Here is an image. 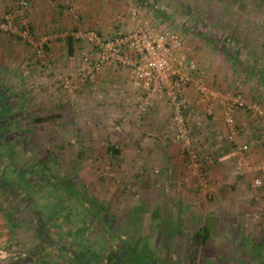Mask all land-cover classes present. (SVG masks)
<instances>
[{
  "label": "rangeland",
  "instance_id": "rangeland-1",
  "mask_svg": "<svg viewBox=\"0 0 264 264\" xmlns=\"http://www.w3.org/2000/svg\"><path fill=\"white\" fill-rule=\"evenodd\" d=\"M50 1L60 12L79 14L70 3ZM120 2L134 19L142 18L140 25L179 33L183 42L177 57L185 64L184 53L191 51L194 68L209 69L212 84L218 81L209 88L221 95L239 93L245 101L237 89L244 84L256 92L254 98L234 107L233 126L225 123L218 101L222 114L216 130L206 118L211 105L198 119V111L189 110L183 99L184 143L174 137L171 105L165 98L157 104V96L144 101V91L124 66L111 65L127 70L135 90L118 88L112 79L93 85L108 66L89 79L76 78V70L91 61L84 63L82 57L93 56L88 31L112 35L91 27H48L38 3L0 0V91L12 118L5 137L14 145L9 157L37 169L31 178L43 173L54 183L74 186L59 206L71 213L65 225L62 219L55 223L43 203L38 204L41 216L34 214L31 200L6 201L0 195V220L7 232L1 242L9 243L16 264H42L47 257L59 264H83L70 240L78 229L83 238L98 243L101 225L124 245L127 264L147 258L148 264H264V0ZM192 77L206 85L202 77ZM239 108L254 122L252 131L235 123ZM188 150L194 152L195 164ZM15 168L9 163L1 172L19 181ZM36 182L29 185L34 198L53 205L48 201L53 196ZM81 202L93 216L83 212ZM78 203L79 209L74 207ZM37 220L55 244L50 249L36 245ZM203 225L209 236L194 246L193 233ZM61 233L70 241L66 251L55 248L64 244Z\"/></svg>",
  "mask_w": 264,
  "mask_h": 264
},
{
  "label": "built area",
  "instance_id": "built-area-1",
  "mask_svg": "<svg viewBox=\"0 0 264 264\" xmlns=\"http://www.w3.org/2000/svg\"><path fill=\"white\" fill-rule=\"evenodd\" d=\"M87 36L91 40L93 56L82 57L84 63L91 61L88 67L80 66L76 70V78L89 79L104 66H124L144 91V101L151 96H160L171 105V118L175 125L174 137L184 143L188 142V135L181 106L186 85L191 84L200 99L211 98L219 101L223 107V119L229 126H233L234 107L245 103L239 93L218 94L214 89L193 79L192 75L184 70L185 66L193 69L194 63L190 61L186 65L182 64V58L177 57L176 51L182 46L183 37L176 31L138 24L108 37H101L93 30L88 31ZM90 57L92 59H89ZM63 81L64 79L62 83L65 86L67 80ZM240 147L245 148L246 144L243 143ZM188 153L191 163L195 164L194 152L188 150ZM240 163L238 158L237 165ZM254 183H259V180L255 178Z\"/></svg>",
  "mask_w": 264,
  "mask_h": 264
},
{
  "label": "crops",
  "instance_id": "crops-1",
  "mask_svg": "<svg viewBox=\"0 0 264 264\" xmlns=\"http://www.w3.org/2000/svg\"><path fill=\"white\" fill-rule=\"evenodd\" d=\"M30 1L32 4H35V2L38 3L36 4V7L41 12L42 22L46 23V26L48 27H59L63 24H67L70 27L76 26L82 29L86 27L96 28L103 35H113L119 31L129 30L132 27H134L133 25L142 24L140 22L142 18L139 17L134 19L131 16V12L127 10L126 4H121L120 1L122 0L119 1L115 0V4H112L111 0H55L56 2L62 3L59 4V6L64 5L63 3L65 4L70 3V5L73 6V8L76 7L77 12L79 14L75 16H72L65 12H60L57 6L58 4H52L50 0H30ZM31 12L33 13V9ZM133 12L134 11L132 10V14ZM54 47L55 45H53V48ZM184 55L186 56V58H188V61L185 63L186 65L188 62L192 61L191 57H193V55L192 52L188 50L186 51V53H184ZM116 66H108L104 70H102L98 75V79L95 82H93V85H98V84L100 85L101 83H105L107 82V80L112 79L117 81V84H119L118 88L125 86L130 90H135L136 87L134 88L133 85L129 82L130 75L128 74L127 70ZM217 69L220 70L221 65L217 67ZM184 70L193 76H198L199 78L202 77L205 81L204 83L208 87H212V85L216 86L215 84H218V81L216 80H214L213 82L215 84H212V78L208 76V73L210 72L208 71L209 69L206 70L204 73L202 69L199 70H197L196 68L191 69L185 66ZM115 74L117 75L115 76ZM124 74L126 76H125V80L123 81ZM233 85L236 84L233 83ZM237 89L243 91V96L245 97V101L247 102L252 97L254 98L253 95H255L256 93V92L254 93L253 90H251L250 88H248L247 85L244 84L239 85ZM158 98H163V97H155L154 99L157 100ZM183 99L185 103H187V106H189V110H194V112L198 111L199 114L198 119H202L203 117L202 115L205 113V111H207L208 105L209 106L211 105L212 114H208L206 116V118L209 117L208 119L211 122L210 128L216 130L220 127L221 125L220 115L222 114V109L219 105H217V101L215 99H211L209 101L207 99L204 101L203 99H200V97L198 98L197 93H195V90L190 84L185 86V89L183 91ZM158 100L155 101L157 104L160 103V101ZM234 113H235L234 119L237 125L240 123L241 126L245 127V132L248 130L249 131L253 130L254 122L249 118V116L247 115L245 116L243 109L239 108L235 110ZM238 128L241 127L239 126ZM6 237H7V232L6 230H3L0 220V264H16L18 258L14 257L13 254H10L9 243L3 245L5 242H1ZM57 247H59V245L58 246L56 245L55 248ZM52 259L53 258L47 257L46 259H42V260H49V264H59L58 261H53ZM31 261H33V258Z\"/></svg>",
  "mask_w": 264,
  "mask_h": 264
},
{
  "label": "flooded vegetation",
  "instance_id": "flooded-vegetation-1",
  "mask_svg": "<svg viewBox=\"0 0 264 264\" xmlns=\"http://www.w3.org/2000/svg\"><path fill=\"white\" fill-rule=\"evenodd\" d=\"M5 100L6 98L4 96V93L0 91V195L3 196L6 201L7 200L14 201L17 199V202H21V203H22V197H24V199L27 198V200L32 201L31 207L34 210V214L37 213L38 215L42 216L43 215L42 213L37 212L38 208L36 206L38 204L42 205V203L44 206L45 202H41L40 200L38 201L36 200V198H34V194L32 193L33 191H29L30 190L29 185L31 184V182H33V180H37L36 185L40 186L41 184L46 183L47 179L42 177L43 173H41V175L37 174L38 177L31 178L33 176H36L35 173H38V171L37 169L33 168V166H31L30 163L20 164V163L11 161L10 159L11 156L9 157L10 148H13L14 145L11 143L12 140L7 139L5 135L10 133L8 128L12 121V118L10 117L9 113L3 108V103L5 102ZM6 131H8V133ZM9 163L10 165H12V167L14 168L16 167L15 171H17L16 175H19V179H18L19 181H15L14 178L12 179L11 175H9L8 173L5 174V172L4 173L1 172V170L5 171V169L9 166ZM25 182H28V184H26ZM33 190H35V188H33ZM26 204H27V201L25 205ZM74 207L79 209L80 208L79 203L74 204ZM58 208L60 209V207ZM82 210L83 212L93 216V214L90 213L88 208L82 207ZM50 211L52 215V210ZM40 220H42V218H40ZM39 222H40L39 220L36 221V228H35L36 231L38 232L37 236L39 238V243H37L36 245L46 244V242L48 244L52 243L51 245H53L54 243L50 242L51 240L50 236L45 232V230H42V228H40ZM58 227L56 224V227L54 229L60 230V228ZM98 233H99L98 235L99 241L98 240L96 241L95 239L93 240L98 243H95V242L93 243L90 238L86 240V237L83 238L82 234L79 235L81 239L75 236L76 239L70 240V241H72L73 245H77V250L79 249V252L75 255L74 253L73 254L71 253V254L74 255L75 257L81 258L82 259L81 263L83 264L84 263H87V264H127L128 262L126 260V256L124 255L126 254L125 252L126 248L124 247V245L118 239H112V237H110V234H108L105 231V228L101 225H99ZM59 236H60V239L63 240L64 244H66L67 246L60 243L59 244L60 246L57 248L61 249L62 251L63 250L66 251L70 241L67 240L66 235L62 233ZM82 239H84L83 241L88 242L89 249L86 251V253L82 251V248H83Z\"/></svg>",
  "mask_w": 264,
  "mask_h": 264
},
{
  "label": "trees",
  "instance_id": "trees-1",
  "mask_svg": "<svg viewBox=\"0 0 264 264\" xmlns=\"http://www.w3.org/2000/svg\"><path fill=\"white\" fill-rule=\"evenodd\" d=\"M110 151L116 152V148L111 147ZM15 170H16V168H15ZM5 173H8V172H5ZM15 174H17V172ZM30 186H31V184H30ZM73 187L74 186L72 184H70V183H66V182L62 183V181H61L58 184V182L54 183V181H51V180H47L46 183L40 185L41 191H42V189H44L45 192H47L48 195H52L53 198H54V201L51 200V199H48V201H52L53 202V205L52 204H47L48 202L46 201L44 206L46 207L45 209L48 208L49 210H52V218L51 219H53V221L55 223H58V221H60V219H62V222L64 220V222H63L64 224H61V225H65V219H67V218H69L71 216V213H70L69 210H67V207H62V209H59L58 207L62 205L61 203L67 202V199L64 198V195L67 192L74 191ZM45 195H46V193L43 196H45ZM58 197H60V198H58ZM36 207L38 208V210L40 209V205H37ZM81 207L88 208V205L85 204V202H81ZM6 210H8V209H6ZM6 210H4V211H6ZM2 213H3V211H2ZM49 216H51V215H49ZM78 217L80 218L81 216H76L75 218L79 219ZM55 226H56V224H55ZM52 228H54V227H52ZM73 230H75V229H68L67 231L68 232H73ZM37 233L38 232L36 231V234ZM74 234H75L76 237H79L80 234H79L78 229L75 230ZM208 236H209L208 229H207V227L205 225H203L200 228L196 229L195 232L193 233V236H192L193 237L192 240L194 242V246H197L199 243L205 241V239H207ZM82 240H84V239H82ZM51 244L52 243L48 244L46 242L45 246L47 247V249H50V247H52ZM82 247H83L82 251L84 253H86V251L89 249L88 242H86V241L82 242ZM127 249H130L131 251H135V248L133 246H132V248H129V246H128ZM147 260H148V258L147 259H143V260H141V262L139 264H148L149 261H147ZM42 264H49V260H44L42 262ZM78 264H80V261L78 262Z\"/></svg>",
  "mask_w": 264,
  "mask_h": 264
}]
</instances>
